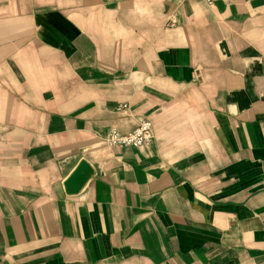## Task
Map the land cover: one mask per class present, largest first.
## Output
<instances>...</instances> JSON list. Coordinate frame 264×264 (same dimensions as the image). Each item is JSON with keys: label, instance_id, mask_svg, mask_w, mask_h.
Wrapping results in <instances>:
<instances>
[{"label": "crops", "instance_id": "obj_1", "mask_svg": "<svg viewBox=\"0 0 264 264\" xmlns=\"http://www.w3.org/2000/svg\"><path fill=\"white\" fill-rule=\"evenodd\" d=\"M0 264H264V0H0Z\"/></svg>", "mask_w": 264, "mask_h": 264}, {"label": "built area", "instance_id": "obj_2", "mask_svg": "<svg viewBox=\"0 0 264 264\" xmlns=\"http://www.w3.org/2000/svg\"><path fill=\"white\" fill-rule=\"evenodd\" d=\"M206 6L212 7L220 0H197ZM118 111L127 112V105H121L117 108ZM152 138V124L149 120H138L137 126L127 134H121L116 129L112 128L104 143L109 148H135L140 149L148 145Z\"/></svg>", "mask_w": 264, "mask_h": 264}, {"label": "water", "instance_id": "obj_3", "mask_svg": "<svg viewBox=\"0 0 264 264\" xmlns=\"http://www.w3.org/2000/svg\"><path fill=\"white\" fill-rule=\"evenodd\" d=\"M92 176L93 170L91 166L85 160H81L63 183L65 194L68 196L77 195Z\"/></svg>", "mask_w": 264, "mask_h": 264}]
</instances>
